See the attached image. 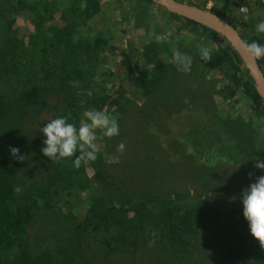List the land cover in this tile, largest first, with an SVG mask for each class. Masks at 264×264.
<instances>
[{
	"label": "trees",
	"instance_id": "1",
	"mask_svg": "<svg viewBox=\"0 0 264 264\" xmlns=\"http://www.w3.org/2000/svg\"><path fill=\"white\" fill-rule=\"evenodd\" d=\"M126 1L128 3L131 0ZM137 1L141 5H138V14L144 16V20L148 17L154 19L150 8L153 1ZM175 1L209 12L224 21L238 33L243 42L256 41L264 45L263 36L255 33L251 20L242 21L229 14L230 10L248 7L249 4L256 5L259 1L218 0L209 9L193 0ZM123 2L125 1L121 0L115 5L122 10L125 5ZM56 4L57 10L54 6ZM131 8L132 6L129 10ZM100 12L99 0H0V264H56L57 259H61L62 264H74L69 245L59 246L64 249L56 254L49 250L32 252L29 229L33 226L37 209L41 207L48 213H55L61 205L71 203L68 198L78 193V190H99L100 193L89 203L84 225L82 222L76 224L74 232L78 234L80 231H89L90 235L92 232L97 233L98 244L102 249L105 247L107 255L116 252L112 245L113 239L124 240L126 234L135 231L138 224L145 221L149 222L152 232H160L165 240L172 239L169 235L176 237L180 246L187 251L198 233L196 227L199 225H195L201 212H205L209 218L214 217L213 220L218 212L239 213L240 202L228 207L220 202L214 203L200 198L194 201L191 197H181L179 194L168 199L135 196L128 191L133 188L128 187L131 182L128 183L126 172L117 164L111 166L116 176H120L119 183H108L106 179L112 180L114 177L105 175L99 169L97 159L87 165L82 164L77 169L72 165L75 157L55 163L42 152L35 154L33 141L37 136L40 138L39 143L44 140L40 129L51 119L65 116L78 127L82 112L87 108H96L107 113L121 110L122 96L112 90L116 87L123 89L122 82L139 89L140 95L144 97L145 101L141 104L144 106V113L140 119L139 134L143 142L144 139L148 141V148L155 135L159 145L164 144L168 139L167 127L171 130L173 128L172 136L183 132L184 135L179 138L185 140L186 137V141H189L193 128L197 132L211 130L212 128H207L212 127L213 122H208L205 126L204 121L212 120L211 115H215V111L207 107L212 103L213 88L217 84L220 88L215 93L219 98L230 101L238 94L243 95L250 105V114L253 113L254 117L261 118L264 122V99L250 78L248 68L225 36L194 20L166 10L169 20L163 24L169 25V28L174 24V34L188 31L196 35L199 44L210 49L212 58L209 61L200 59L198 49L201 47L197 46V42L186 39L176 42L170 39L166 43L158 44L154 40L147 42V34L146 44L139 50L130 43L125 47L114 46L109 44L103 29L94 30L87 25ZM20 13L36 30L35 33L21 38L14 29L15 16ZM246 26L250 27V31L244 29ZM84 27L85 31L80 30ZM122 41H126L125 38ZM171 42L174 43L173 49ZM174 50L192 57L190 73L177 71L172 63ZM107 58L115 65L103 74V77L113 79L109 88L107 80H96L98 66L106 63ZM257 64L264 73V58L258 59ZM74 80L80 81V87L70 86L69 81ZM114 80L119 81V85L114 84ZM205 81L210 83V88L204 86L200 97L202 83ZM195 84H198L197 87ZM250 84L253 86L251 93ZM81 89L91 90L93 95H80ZM193 89H196V94L199 92V98L195 95L188 98V92ZM167 90L173 92L169 93ZM149 99L155 100V103ZM81 101H84L83 105ZM168 106L176 111L169 113ZM161 108L164 109L163 112L160 111ZM166 112L173 115L171 119L169 114L168 118H163ZM232 113L227 114L228 118L224 116L215 123L216 132L225 126L227 129L219 136L214 134V140L219 137L221 142L215 151L218 154L224 153L225 163L239 161V157L237 159L230 154V151L234 153L236 143L227 145L226 134L233 129L234 122L240 120V123L248 125L250 119V114L247 120H243L240 114L234 116ZM118 114L122 115L119 112ZM116 118L122 129L120 132L125 131L121 121L117 116ZM225 122L230 124L226 125ZM165 126V132H160ZM34 129L36 132H33ZM126 136L130 134H119L116 139L119 141ZM196 137V141L202 139L200 133ZM138 146L146 153L147 150L151 151V148L141 144ZM196 146L197 143L193 144V149L197 154L201 153ZM10 147L19 148L20 154L27 156V159L23 162L17 161L11 156ZM129 160H125L124 167L131 164ZM37 163L40 164L39 169ZM126 168L132 170L134 167ZM86 170L89 171V176H85ZM81 176L86 180L75 182ZM17 186L23 189L19 194L14 192ZM129 214H133V218ZM230 215L228 214L229 219ZM214 221L216 223L210 229L219 232L221 238L225 239L227 222L220 219ZM98 231L103 232L99 235ZM181 238L183 239L180 240Z\"/></svg>",
	"mask_w": 264,
	"mask_h": 264
},
{
	"label": "rangeland",
	"instance_id": "2",
	"mask_svg": "<svg viewBox=\"0 0 264 264\" xmlns=\"http://www.w3.org/2000/svg\"><path fill=\"white\" fill-rule=\"evenodd\" d=\"M119 1L121 0H99L100 14L87 22L88 27L91 29H103L110 45L125 47L126 44L130 43L139 50L146 44L147 34L163 33L168 35L169 41L170 39H173L174 42L186 39L189 42H197V46L202 47L199 44L200 41H197L196 35L194 36L188 31H183L179 34L175 31L176 34H174L172 28L174 24L170 28L168 27L169 25L163 24L167 23L169 19H167L166 9L160 6L157 0H152L153 3L150 4L152 18L154 19L148 17L145 20L144 16L138 14L140 8L137 0H131L128 3L126 0H122L125 1L123 2L125 5L122 10L115 5ZM193 1L204 4L207 9L218 2V0ZM54 6L57 10L58 5ZM130 6L132 8L129 10ZM184 6L188 7L187 5ZM246 9L247 13L244 15L238 13L239 8H235L234 11L230 10L229 14L242 21L251 20L255 33L262 35L264 38V34L256 32L257 23L260 20H264V1H259V4L256 5L249 4ZM151 22H153V25ZM14 29L19 38L36 32L35 26L22 13L15 16ZM244 29L250 31L249 26ZM80 30L85 31L86 29L84 27ZM122 38H125L126 41H122ZM173 44L172 42L170 43L171 49L174 47ZM137 58L139 59L140 56H137ZM112 67H115V65L110 63L107 58V62L102 63L97 69L96 80L98 82L107 80L109 82L107 84L108 88L111 87L109 84L113 79L103 77V74ZM114 84L119 85V81L114 80ZM121 84L124 85L123 89L116 87L112 90L122 96L120 102L122 105L121 110L112 113L108 112L107 114L110 116L115 115L121 121L120 124L124 126L125 131H119V134L126 133V135L130 134V136L118 141L116 139L117 136L107 138L100 131H97L96 143L98 145L97 161L99 169L105 175L110 174L114 177L112 180L110 178L106 179V182L113 183L114 181L119 183L120 176H116L111 166L117 164L126 172L128 183L131 182L128 187L133 189L128 191L141 198L151 196L168 199L173 195L179 194L181 197H191L194 201L200 198L214 203L220 202L228 207L235 202H240V206H238L239 213L235 214L233 211H229L227 214L218 212L214 215L216 216L214 220L220 219V221L227 222L225 229L227 236L223 239L219 232L210 229L216 223L213 220L214 217L209 218L205 212H201L196 218L197 223H199L195 225H199L196 227V232L198 233L195 240L191 241L188 249L186 248L187 251L180 246L177 239H175L176 237L169 235L172 239L165 240L160 235V232L156 231L155 244L150 247L149 241L153 239V236L148 226L149 222L145 221L139 223V227L135 231L128 233V235L126 234L124 240L113 239L114 243L112 245L115 247L116 252L107 255L105 247L102 249L98 244L99 237L97 233L92 232L90 235L89 231H80L78 234L74 232L76 224L82 222L84 225L89 203L100 193L99 190H96L97 192H81L78 190V193H74L68 198L71 203L61 205L55 213L53 211L48 213L42 210L41 207L35 211V221L29 229V243L32 252L49 250L56 254L57 251L64 249L63 247L59 248V246L65 247L69 245L71 246L69 252H71L75 260L74 264H264V249L261 248L259 241L250 234L248 223L242 215L243 206L240 200L241 192L251 183H254L257 177L264 175V171L254 167L253 160V157L264 160V122L261 118L257 119L254 117L253 113L250 114V105L247 102V98L238 94L233 100L224 101L215 93V90L217 91L220 88L217 84L213 88L212 103L210 107H207L209 110L215 111V115H211L213 117L212 120L204 121L205 126L209 124L208 122H213L211 123L212 127L207 128H212L211 130L197 132L193 128L189 141H186V137L185 140L179 138L184 135L183 132L172 136L173 128L172 130L167 126L163 129L159 128L160 132H165L167 127L168 139L165 140L164 138L165 142L160 146L157 135H155V137L151 138L152 144L150 143L151 145H149L151 151L147 150L148 153H146L145 150L142 151L138 146L141 144L148 148V141L144 139L143 142L139 134L140 119L144 113V106L141 105L145 101L144 97L140 95L139 89L128 86L126 82ZM197 85L195 84L196 87ZM204 86L210 88V83L208 81L202 83L200 97ZM249 88V93H251L253 86L250 84ZM167 92L172 93L173 90H167ZM197 94L196 89H193L192 92H188V98H193L194 95L199 98ZM149 100L155 103V100ZM168 108L170 109L169 106ZM177 110L179 111L178 107ZM160 111L163 112L164 109L161 108ZM173 111L176 110L170 109L169 113ZM118 112L122 113V115H119ZM231 112H233L234 116L237 113L240 114L243 120H247V116L250 114V119L248 120V125L240 123V120L234 122L233 129H230L229 134H226L228 136L227 145L236 143L234 153L230 151V154L235 155L237 159L239 157V161L225 163L223 161L224 153L218 154L215 151L220 147L221 142L218 140L219 137H215L214 140V134L217 133L216 135L219 136L227 129L225 126L216 132L215 123L217 124L219 122L218 119H222L224 116L228 118ZM169 113L166 112L163 118H168ZM172 116L170 115L169 118L171 119ZM225 124L229 125L230 123L225 122ZM174 129L177 130V128ZM119 130L122 129L119 127ZM33 132H36L35 129ZM199 133L202 139L196 141V136ZM39 139L37 136L33 141L36 150L35 154L41 153V149L44 147L43 140L39 143ZM121 142L126 145L123 153L117 151V145ZM196 143L197 150L201 151L199 154L192 147ZM131 149H134V151H130ZM128 159H130L131 164L126 167H134L132 170H128L123 166L125 160ZM37 167L39 169V163H37ZM88 167L86 166V168ZM249 173H251V176H249ZM89 175V171L86 170L85 176ZM79 180L84 181L86 179L81 176L75 182ZM184 204L185 201L183 202ZM228 214H231L230 219ZM129 217L133 218V214H129ZM134 228L136 227L134 226ZM101 232L103 231H98L99 235ZM57 261L56 264H62L61 259H57Z\"/></svg>",
	"mask_w": 264,
	"mask_h": 264
},
{
	"label": "clouds",
	"instance_id": "3",
	"mask_svg": "<svg viewBox=\"0 0 264 264\" xmlns=\"http://www.w3.org/2000/svg\"><path fill=\"white\" fill-rule=\"evenodd\" d=\"M256 32L264 34V20L256 25ZM168 35L149 33L148 41L154 40L158 44L168 42ZM241 49L245 55L252 60L264 58V45L253 41L243 42ZM198 54L201 60L207 62L212 58L209 48L201 47L198 49ZM172 63L176 66L178 72L188 74L191 72L193 59L190 55L179 50H174L172 55ZM73 88L80 87V81H69ZM80 95L91 97V90L81 89ZM84 101H81L83 105ZM102 132V135L107 138H112L119 135V125L115 116H110L104 110L96 108H87L82 112V119L79 126L68 121L65 116H60L48 121L40 132L45 137L43 140L44 147L41 152L50 161L60 163L67 158L72 159L74 168H80L82 164L87 165L89 162H94L97 159L98 145L97 131ZM126 145L121 142L117 145V151L123 153ZM10 154L19 162L27 159V156L20 154L19 148L10 147ZM78 153V154H77ZM254 167L264 171V160L258 157H253ZM251 176V173H249ZM22 188L17 186L14 189L16 194L22 192ZM240 200L243 206L242 215L248 223L250 234L254 239L259 241L260 246L264 249V175L256 178L254 183H251L240 194ZM153 239L149 241V246H154L156 233L152 232Z\"/></svg>",
	"mask_w": 264,
	"mask_h": 264
},
{
	"label": "water",
	"instance_id": "4",
	"mask_svg": "<svg viewBox=\"0 0 264 264\" xmlns=\"http://www.w3.org/2000/svg\"><path fill=\"white\" fill-rule=\"evenodd\" d=\"M157 2L168 12L194 20L195 22L225 36L228 41L232 43V46L248 68L250 78L254 81L257 91L264 99V74L258 67L257 60H252L243 53L241 49V44L243 41L232 27L227 25L224 21L212 16L209 12H203L190 7H185L184 5L177 3L175 0H157Z\"/></svg>",
	"mask_w": 264,
	"mask_h": 264
},
{
	"label": "built area",
	"instance_id": "5",
	"mask_svg": "<svg viewBox=\"0 0 264 264\" xmlns=\"http://www.w3.org/2000/svg\"><path fill=\"white\" fill-rule=\"evenodd\" d=\"M253 1H264V0H253ZM238 13L241 14V15L246 14L247 13L246 7L245 6L240 7L239 10H238Z\"/></svg>",
	"mask_w": 264,
	"mask_h": 264
}]
</instances>
